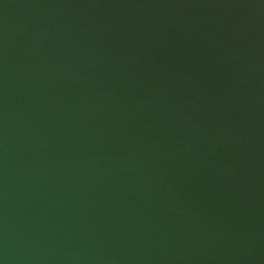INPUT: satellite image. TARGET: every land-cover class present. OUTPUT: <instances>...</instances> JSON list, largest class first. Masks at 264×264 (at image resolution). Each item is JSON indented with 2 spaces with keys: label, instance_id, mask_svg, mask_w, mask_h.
Masks as SVG:
<instances>
[{
  "label": "water",
  "instance_id": "95a60500",
  "mask_svg": "<svg viewBox=\"0 0 264 264\" xmlns=\"http://www.w3.org/2000/svg\"><path fill=\"white\" fill-rule=\"evenodd\" d=\"M0 264H264V0H0Z\"/></svg>",
  "mask_w": 264,
  "mask_h": 264
}]
</instances>
